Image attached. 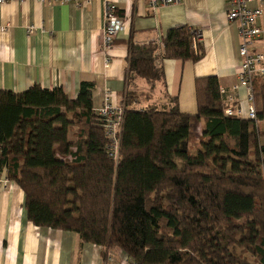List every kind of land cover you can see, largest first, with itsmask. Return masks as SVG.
Returning a JSON list of instances; mask_svg holds the SVG:
<instances>
[{"label":"trees","instance_id":"16d2710c","mask_svg":"<svg viewBox=\"0 0 264 264\" xmlns=\"http://www.w3.org/2000/svg\"><path fill=\"white\" fill-rule=\"evenodd\" d=\"M192 29L131 44L129 73L154 87L164 78L158 58L200 60ZM93 89L82 82L76 98L61 86L0 89V175L24 191L28 219L140 264H264V76L252 81L255 118L224 113L215 76L197 82V115L177 104L136 108L142 94L128 91L118 164Z\"/></svg>","mask_w":264,"mask_h":264},{"label":"crops","instance_id":"0c3cea01","mask_svg":"<svg viewBox=\"0 0 264 264\" xmlns=\"http://www.w3.org/2000/svg\"><path fill=\"white\" fill-rule=\"evenodd\" d=\"M112 4L124 29L109 52L101 47L104 0L85 6L37 0L0 4V89L23 92L34 84L46 89L61 86L76 98L80 84L92 82L95 110L107 97L124 104L126 93L132 91L142 94L136 108L177 104L181 112L197 115V82L215 76L220 89L232 95V101L222 96L225 103L249 118V90L239 79V28L227 18L228 0H181L156 10L148 0H112ZM261 6L259 22L264 23V2ZM180 25L202 32L200 60L158 58L164 78L154 87L129 73L131 44L161 43L170 28ZM30 27L35 28L32 34ZM256 49L264 51V41H258ZM204 125V119L195 124L196 137ZM258 125L264 133V121ZM0 178L7 179L6 172ZM24 205V191L13 181L0 180V264H126L130 258L120 247L84 242L76 232L37 226L28 219Z\"/></svg>","mask_w":264,"mask_h":264},{"label":"built area","instance_id":"2783aa9c","mask_svg":"<svg viewBox=\"0 0 264 264\" xmlns=\"http://www.w3.org/2000/svg\"><path fill=\"white\" fill-rule=\"evenodd\" d=\"M24 2L26 0H0V4L8 2ZM40 4H64L74 3L78 6H85L91 0H37ZM106 2V10L104 14V28L102 35L101 47L105 52H109L114 46L118 35L124 29V21L117 14L112 0H104ZM181 0H148L149 6L156 10L162 6L178 4ZM264 0H228L229 11L227 18L230 21L236 22L239 28L240 35V56L241 65L239 69V79L247 85L249 90V98L251 106L249 108V117L255 118V106L253 105L252 81L255 77L264 76V51L256 49L258 41H264V23L259 20L263 16L261 4ZM253 3H259L257 6H251ZM35 31L34 27L29 28V33ZM194 34V42L202 40V32L198 29H192ZM158 65V60L156 61ZM222 96L227 100L232 101V95L225 90H221ZM227 103V102H226ZM228 106L224 109V113L229 116H242V111L227 103ZM125 107L124 104H115L110 97L106 98L104 105L97 110V113L104 118L105 132L109 138L107 146L108 154L117 164L120 159V135L124 119ZM4 183L8 179H1ZM126 264H140L129 258Z\"/></svg>","mask_w":264,"mask_h":264},{"label":"rangeland","instance_id":"374dc122","mask_svg":"<svg viewBox=\"0 0 264 264\" xmlns=\"http://www.w3.org/2000/svg\"><path fill=\"white\" fill-rule=\"evenodd\" d=\"M116 163V162H115ZM9 181V180H8ZM237 253L238 254H241L242 256H245L246 258H247V260L248 261H250V262H256L258 259H257V257L255 256V255H253L251 252H247V251H245L243 248H238L237 249Z\"/></svg>","mask_w":264,"mask_h":264}]
</instances>
